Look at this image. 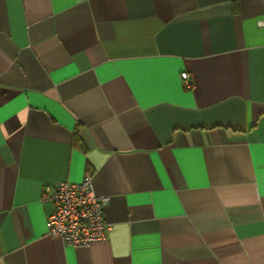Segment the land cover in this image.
Returning <instances> with one entry per match:
<instances>
[{"label": "crops", "instance_id": "crops-1", "mask_svg": "<svg viewBox=\"0 0 264 264\" xmlns=\"http://www.w3.org/2000/svg\"><path fill=\"white\" fill-rule=\"evenodd\" d=\"M86 173L73 247L43 195ZM0 264H264V0H0Z\"/></svg>", "mask_w": 264, "mask_h": 264}, {"label": "built area", "instance_id": "built-area-1", "mask_svg": "<svg viewBox=\"0 0 264 264\" xmlns=\"http://www.w3.org/2000/svg\"><path fill=\"white\" fill-rule=\"evenodd\" d=\"M180 76L185 88L193 87L186 71ZM43 199L51 205L46 233L66 245L89 247L94 241L104 239L110 230L104 215L108 197L95 193L90 173L80 181H60L44 192Z\"/></svg>", "mask_w": 264, "mask_h": 264}]
</instances>
